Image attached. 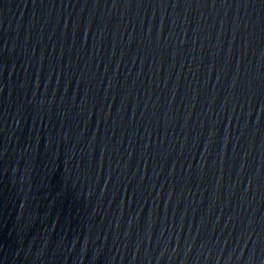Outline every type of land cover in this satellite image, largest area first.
<instances>
[{"label":"water","instance_id":"obj_1","mask_svg":"<svg viewBox=\"0 0 264 264\" xmlns=\"http://www.w3.org/2000/svg\"><path fill=\"white\" fill-rule=\"evenodd\" d=\"M0 264H264V0H0Z\"/></svg>","mask_w":264,"mask_h":264}]
</instances>
